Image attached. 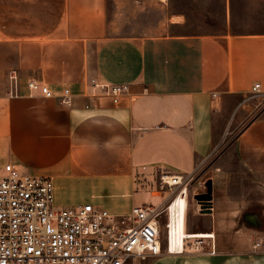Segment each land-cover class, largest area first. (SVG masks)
<instances>
[{"label": "crops", "instance_id": "crops-1", "mask_svg": "<svg viewBox=\"0 0 264 264\" xmlns=\"http://www.w3.org/2000/svg\"><path fill=\"white\" fill-rule=\"evenodd\" d=\"M107 2L0 0V177L12 164L51 177L58 207L123 214L164 205L161 175H193L185 232L204 237L178 254L163 244L151 264H264L253 247L264 236V100L249 99L254 84L264 91V28L226 18L192 32L171 15L163 31L114 35ZM30 79L70 89L73 105L32 93ZM90 79L131 89L116 103L93 97Z\"/></svg>", "mask_w": 264, "mask_h": 264}, {"label": "built area", "instance_id": "built-area-1", "mask_svg": "<svg viewBox=\"0 0 264 264\" xmlns=\"http://www.w3.org/2000/svg\"><path fill=\"white\" fill-rule=\"evenodd\" d=\"M9 82L16 95L17 69L10 70ZM27 86L46 99L57 97L63 106L73 105L70 89L56 93L38 79H30ZM89 87L93 97L106 96L116 103L131 89L128 84L96 79H90ZM249 99L264 100L261 83L253 85ZM193 180V175H161L159 189L171 191L164 205L145 204L117 214L92 203L58 207L51 177L26 175L8 164L0 177V264H138L159 256L163 219L168 216L169 221L170 207L181 194L187 210L188 185ZM196 204L200 211L207 209L198 200ZM253 247L264 250V236L255 239Z\"/></svg>", "mask_w": 264, "mask_h": 264}, {"label": "rangeland", "instance_id": "rangeland-1", "mask_svg": "<svg viewBox=\"0 0 264 264\" xmlns=\"http://www.w3.org/2000/svg\"><path fill=\"white\" fill-rule=\"evenodd\" d=\"M107 4L108 21L113 26L110 33L114 35L144 36L163 31L171 15L183 16L188 31L192 32L222 30L226 18L234 27L264 28V0H108ZM188 196L191 197L189 189ZM167 222L165 216L161 225L165 246ZM154 259L149 256L138 264H151Z\"/></svg>", "mask_w": 264, "mask_h": 264}, {"label": "bare ground", "instance_id": "bare-ground-1", "mask_svg": "<svg viewBox=\"0 0 264 264\" xmlns=\"http://www.w3.org/2000/svg\"><path fill=\"white\" fill-rule=\"evenodd\" d=\"M186 198L183 194L178 196L170 207L167 226V246L171 253H183L187 238L204 237L203 235H188L185 232Z\"/></svg>", "mask_w": 264, "mask_h": 264}, {"label": "water", "instance_id": "water-1", "mask_svg": "<svg viewBox=\"0 0 264 264\" xmlns=\"http://www.w3.org/2000/svg\"><path fill=\"white\" fill-rule=\"evenodd\" d=\"M206 186H207V192L197 195L196 199L203 205L204 208H207L205 211H208L211 207V200L213 199L212 181L211 180L208 181Z\"/></svg>", "mask_w": 264, "mask_h": 264}]
</instances>
